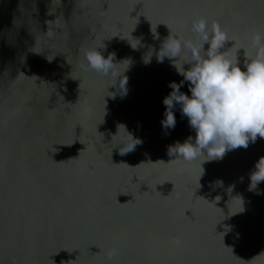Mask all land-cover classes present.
Returning <instances> with one entry per match:
<instances>
[{
  "label": "water",
  "instance_id": "1",
  "mask_svg": "<svg viewBox=\"0 0 264 264\" xmlns=\"http://www.w3.org/2000/svg\"><path fill=\"white\" fill-rule=\"evenodd\" d=\"M199 19L244 70L264 0H0V264H264V139L169 155L195 138L178 103L163 124L191 57L158 56L169 35L198 46Z\"/></svg>",
  "mask_w": 264,
  "mask_h": 264
},
{
  "label": "clouds",
  "instance_id": "2",
  "mask_svg": "<svg viewBox=\"0 0 264 264\" xmlns=\"http://www.w3.org/2000/svg\"><path fill=\"white\" fill-rule=\"evenodd\" d=\"M192 30L199 36L198 46L169 35L158 56L160 62L165 58L172 60L180 58L187 49L191 57L186 61L190 65L187 70L183 63L179 68L175 64L178 73L189 82L191 95L180 92L181 85L173 82L170 84L173 91L163 101L166 106L165 127L175 126L171 111L175 102L181 105L189 126L195 130L194 140L190 138L169 149L170 156L185 162L195 161L205 154L207 160L221 158L227 150L247 148L249 141L255 142L257 137L264 139V33L252 37L253 52L241 70L236 54L242 48H235V54L229 58L228 50L233 49L235 42L219 24L209 30L207 21L199 19L194 22ZM227 42H233V46L224 50ZM113 60L114 54L105 58L96 50L86 55L88 67L103 75L117 77L120 74L113 72ZM126 83L124 77L123 88ZM134 146L120 154L134 150ZM250 179L254 187L264 181V157L257 162ZM175 243L179 246L181 242L176 240ZM117 254L118 250L113 249L110 256Z\"/></svg>",
  "mask_w": 264,
  "mask_h": 264
}]
</instances>
